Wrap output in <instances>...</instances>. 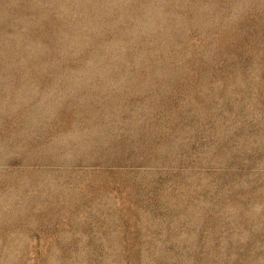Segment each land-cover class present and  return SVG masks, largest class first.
<instances>
[{
    "label": "rangeland",
    "instance_id": "rangeland-1",
    "mask_svg": "<svg viewBox=\"0 0 264 264\" xmlns=\"http://www.w3.org/2000/svg\"><path fill=\"white\" fill-rule=\"evenodd\" d=\"M0 264H264V0H0Z\"/></svg>",
    "mask_w": 264,
    "mask_h": 264
}]
</instances>
